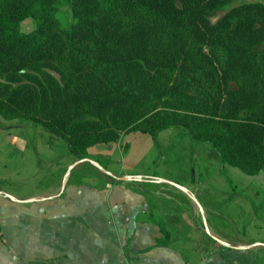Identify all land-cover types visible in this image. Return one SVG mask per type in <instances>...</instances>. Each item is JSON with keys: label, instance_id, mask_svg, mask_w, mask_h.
Listing matches in <instances>:
<instances>
[{"label": "trees", "instance_id": "1", "mask_svg": "<svg viewBox=\"0 0 264 264\" xmlns=\"http://www.w3.org/2000/svg\"><path fill=\"white\" fill-rule=\"evenodd\" d=\"M60 2L70 5L69 28ZM27 19L31 33L21 31ZM0 117L62 139L104 185L121 182L104 162L89 163L91 148L172 128L194 149L209 145L223 166L257 176L264 0H0ZM138 185L168 187L151 178Z\"/></svg>", "mask_w": 264, "mask_h": 264}, {"label": "crops", "instance_id": "2", "mask_svg": "<svg viewBox=\"0 0 264 264\" xmlns=\"http://www.w3.org/2000/svg\"><path fill=\"white\" fill-rule=\"evenodd\" d=\"M3 124L0 183L18 201L0 194V264H264V172L246 175L237 193L210 147L194 149L172 128L89 150L114 177L151 178L165 193L93 175L67 178L62 191L79 162L66 143L31 124ZM167 234L168 245H156Z\"/></svg>", "mask_w": 264, "mask_h": 264}, {"label": "rangeland", "instance_id": "3", "mask_svg": "<svg viewBox=\"0 0 264 264\" xmlns=\"http://www.w3.org/2000/svg\"><path fill=\"white\" fill-rule=\"evenodd\" d=\"M246 2H250V1H258V0H245ZM58 18L61 21L62 25L66 28H69L73 22V17H72V13H71V9H70V5L68 3L65 2H60L58 4ZM224 15V12H218L214 17H212V21L216 22L219 18H221ZM35 30V22L32 19H27L25 20L22 24H21V31L23 33H31ZM0 127L1 125H4L3 122L6 121L4 119H2L0 117ZM3 121V122H1ZM8 122V121H7ZM49 134V133H48ZM50 135V134H49ZM53 136V135H52ZM55 137V136H54ZM57 138V137H56ZM65 142V141H64ZM206 145V144H204ZM207 147H210L209 145H206ZM210 149L213 151L212 156L217 158V162H215V167L216 165L219 166V170L220 172L224 175V177L226 178V186L230 187L231 189H234L237 193L242 192L243 190V180L247 177L245 174H243L240 170L235 169V168H231L229 166H223L217 153L210 147ZM79 175H86V174H90L91 170L90 168H88L87 166H84L83 168H81L78 171ZM0 185H2L0 183ZM160 187H158L157 189H159ZM155 189V188H152ZM157 192L160 194L161 192H166L164 191L162 188L157 190ZM153 197V196H152ZM233 221V226H238L240 229L241 226V234L242 231L245 229H242V225L244 226V221L241 223H236L235 219H232ZM246 225V224H245ZM245 233V231H243Z\"/></svg>", "mask_w": 264, "mask_h": 264}, {"label": "water", "instance_id": "4", "mask_svg": "<svg viewBox=\"0 0 264 264\" xmlns=\"http://www.w3.org/2000/svg\"><path fill=\"white\" fill-rule=\"evenodd\" d=\"M81 162H84V161H79L77 162L76 164H74L72 167H70V169L68 170L67 174H66V177H65V180L63 182V186H62V191L65 190L66 188V185H67V178L68 176L70 175L71 171L75 168V166H77L79 163ZM91 162L92 164L98 166V163H95L93 161H89ZM117 181L119 182H142L143 181V178L142 177H132V176H124V177H115ZM159 183H166L165 181H157ZM168 184L180 189L181 191L183 192H186V189L176 183H173V182H167ZM0 194H2V191H0ZM5 197H7L8 199L12 200V201H18L16 198H14L13 196L9 195V194H5L4 195ZM19 202H25V203H30V202H33V200H26V201H19ZM219 243L225 245V246H228L226 243L220 241L219 239H216ZM251 248V247H250Z\"/></svg>", "mask_w": 264, "mask_h": 264}]
</instances>
